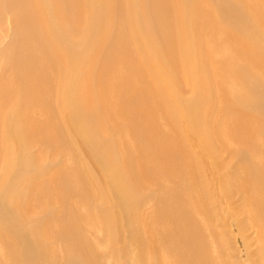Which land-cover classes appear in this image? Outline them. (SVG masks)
Here are the masks:
<instances>
[{"label":"bare ground","instance_id":"6f19581e","mask_svg":"<svg viewBox=\"0 0 264 264\" xmlns=\"http://www.w3.org/2000/svg\"><path fill=\"white\" fill-rule=\"evenodd\" d=\"M107 263L264 264V0H0V264Z\"/></svg>","mask_w":264,"mask_h":264},{"label":"rangeland","instance_id":"374dc122","mask_svg":"<svg viewBox=\"0 0 264 264\" xmlns=\"http://www.w3.org/2000/svg\"><path fill=\"white\" fill-rule=\"evenodd\" d=\"M6 33L10 34V36H9L10 38L12 37V29H11V27H10V29H7V32H6ZM10 38H9V39H10ZM9 39H8V40H9ZM9 41H10V40H9ZM182 98H183V99H185V98H186V99L190 98V93L188 92V90H187L186 88H185L184 91H183ZM53 162H54V161H53ZM58 163H59V162H58ZM52 164H53V163H52ZM54 164H55V163H54ZM54 164H53V165H54ZM56 164H57V163H56ZM56 164H55V165H56ZM209 178H210V177H209ZM151 207H152V204H151V203H147L146 206L144 207V210L146 209V210L149 212V211L151 210ZM146 210H145V212H147ZM254 233H255V232L251 231L249 236H250L252 242L255 243V241H256V237L254 236V235H255ZM252 237H253V238H252ZM239 243H240V244H239ZM240 245H241V246H240ZM232 246L234 247V249H238V250L240 251V256H242V252H243L244 250H243V247H242L241 242H240V241H239V242H236V243H234ZM241 259H242L243 263H245V262H244V257H243V256H242ZM107 264H110V263H107Z\"/></svg>","mask_w":264,"mask_h":264}]
</instances>
